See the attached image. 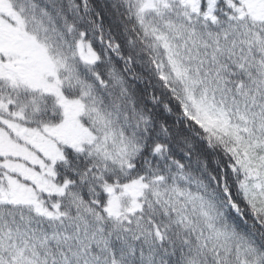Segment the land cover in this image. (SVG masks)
Masks as SVG:
<instances>
[{
  "label": "snow or ice",
  "instance_id": "1",
  "mask_svg": "<svg viewBox=\"0 0 264 264\" xmlns=\"http://www.w3.org/2000/svg\"><path fill=\"white\" fill-rule=\"evenodd\" d=\"M0 264H264V0H0Z\"/></svg>",
  "mask_w": 264,
  "mask_h": 264
}]
</instances>
